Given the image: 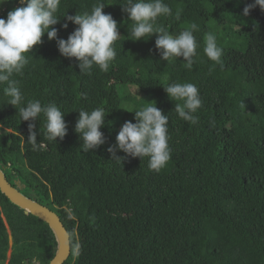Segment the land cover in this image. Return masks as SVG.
Returning <instances> with one entry per match:
<instances>
[{
  "label": "trees",
  "instance_id": "trees-1",
  "mask_svg": "<svg viewBox=\"0 0 264 264\" xmlns=\"http://www.w3.org/2000/svg\"><path fill=\"white\" fill-rule=\"evenodd\" d=\"M98 2L121 36L107 72L94 66L91 74L80 73L78 62L62 57L45 34L23 75L14 76L25 106L30 100L55 103L65 114L63 140L47 139L41 114L33 148L30 121L20 120L19 106L7 104L6 84H0V167L10 183L19 180L30 198L60 218L71 247L63 264H264V11L256 7L243 16L253 0H163L172 15L157 23L170 34L193 22L199 26L189 71L182 58L161 60L155 35L129 40L133 22L122 11L125 0H61L57 15L90 12ZM23 6L7 0L0 18ZM63 23L62 16L54 27L66 40L76 26L69 22L62 29ZM207 33L223 50L222 65L204 54ZM173 82L197 85L202 107L196 124L175 112L181 102L171 101L163 88ZM132 86H139L141 100L128 90ZM144 102H155L169 118L171 158L158 172L147 157L117 152L124 157L119 162L107 152L124 122H136L127 110H140ZM97 107L105 109L100 131L106 143L85 152L74 131L78 111ZM0 208V264H48L56 244L47 224L1 193Z\"/></svg>",
  "mask_w": 264,
  "mask_h": 264
},
{
  "label": "clouds",
  "instance_id": "clouds-1",
  "mask_svg": "<svg viewBox=\"0 0 264 264\" xmlns=\"http://www.w3.org/2000/svg\"><path fill=\"white\" fill-rule=\"evenodd\" d=\"M6 0H0L3 5ZM25 5L10 10L7 17L0 18V84H6L4 95L8 97L7 104L17 109L19 106L20 120L30 121L28 124V139L33 148L38 147L37 132L34 131L38 117L43 114L46 123L44 129L47 139L56 142L63 140L67 135L68 125L64 120V113L55 103L42 105L39 100H30L24 105V95L20 88V81L14 79L16 75H23V70L33 58L29 53L34 46L43 43L42 37L46 34L48 41L55 40L59 54L62 57L74 58L82 74H91L93 67L107 72L116 58L115 42L121 38L116 20L111 14L103 12L104 3L98 2L90 12L83 14L66 15L62 29L68 28L70 22L74 31L67 39H58V30L54 27L60 22L57 15L61 0H19ZM259 7L264 11V0H253L243 9V16H248L251 10ZM122 11L132 21L130 36L133 42L147 41L155 35V48L159 51L162 61L169 63L182 58L185 69L193 70L198 55L197 39L194 32L199 26L193 22L178 35H172L163 26L157 23L158 18L172 15L171 8L163 0H125ZM179 18V12L176 13ZM204 54L215 64L222 65L223 50L217 45L213 33L205 35ZM135 88L136 95L139 86ZM171 101H180L174 106L175 112L184 121L196 124L195 115L202 107V100L197 85L193 83H170L163 87ZM140 99V98H139ZM141 100V99H140ZM145 103V102H144ZM140 110L127 112L134 113L135 123L125 121L121 126L115 144L107 148L111 160L121 162L124 157L117 156L123 152L125 157L148 158L149 168L160 171L171 158L168 135V115L162 114L155 102L145 103ZM124 110V109H123ZM105 109L97 107L91 112L78 111V119L74 131L82 141L85 152L94 151L106 143L104 134L100 131L105 125ZM19 181V180H18ZM22 193V191H21ZM23 194V193H22ZM24 195V194H23Z\"/></svg>",
  "mask_w": 264,
  "mask_h": 264
},
{
  "label": "water",
  "instance_id": "water-1",
  "mask_svg": "<svg viewBox=\"0 0 264 264\" xmlns=\"http://www.w3.org/2000/svg\"><path fill=\"white\" fill-rule=\"evenodd\" d=\"M23 188L25 186L18 180L14 181L12 185L0 167V193L17 209L23 211L25 215H32L47 224L56 244L54 256L48 264H63L71 253L69 233L55 212L34 198L23 195L21 193Z\"/></svg>",
  "mask_w": 264,
  "mask_h": 264
},
{
  "label": "rangeland",
  "instance_id": "rangeland-1",
  "mask_svg": "<svg viewBox=\"0 0 264 264\" xmlns=\"http://www.w3.org/2000/svg\"><path fill=\"white\" fill-rule=\"evenodd\" d=\"M6 3H7V0H6V2L3 4V6L4 5H6ZM1 9H2V5H0V11H1ZM128 86H130V85H128ZM125 86L124 85H122V86H119V88H118V92H119V94H120V97H121V102H122V104H121V111H125L127 108H125V103H124V101H126V99H124V95H126V94H128L127 92H125V88H124ZM128 90L132 93V94H134V92H135V89L134 88H132V87H129L128 88ZM124 109V110H123ZM29 188H26L23 192L25 193L24 195H27L28 193H29ZM29 196H31V195H29ZM0 210H1V208H0ZM9 232V231H8ZM9 244L11 245L12 244V239H11V236H10V233H9ZM7 255H8V253H7ZM5 264H7V262L5 263Z\"/></svg>",
  "mask_w": 264,
  "mask_h": 264
},
{
  "label": "flooded vegetation",
  "instance_id": "flooded-vegetation-1",
  "mask_svg": "<svg viewBox=\"0 0 264 264\" xmlns=\"http://www.w3.org/2000/svg\"><path fill=\"white\" fill-rule=\"evenodd\" d=\"M2 168V167H1ZM3 169V171H4V174H5V176H6V178L8 179V180H10V182H11V177H9L8 175H7V172H6V170H4V168H2ZM12 183V182H11ZM26 189V186H25V188H23L22 189V192L24 191ZM32 193H30V191H29V193L27 194V195H25V196H29V195H31Z\"/></svg>",
  "mask_w": 264,
  "mask_h": 264
}]
</instances>
